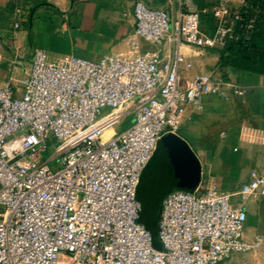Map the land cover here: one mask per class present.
Listing matches in <instances>:
<instances>
[{"label": "built area", "instance_id": "1", "mask_svg": "<svg viewBox=\"0 0 264 264\" xmlns=\"http://www.w3.org/2000/svg\"><path fill=\"white\" fill-rule=\"evenodd\" d=\"M193 1L179 0L172 18L136 0L128 51L91 61L35 48L22 93L11 79L0 86V264H217L260 246L243 234L248 197L264 196L257 169L236 202L215 185L167 192L160 248L139 221L137 186L158 140L203 96L245 92L208 71L180 82L195 56L223 46L236 23L248 30L255 21L244 20L247 0H216L209 36ZM240 138L264 147L260 130L243 127Z\"/></svg>", "mask_w": 264, "mask_h": 264}, {"label": "crops", "instance_id": "2", "mask_svg": "<svg viewBox=\"0 0 264 264\" xmlns=\"http://www.w3.org/2000/svg\"><path fill=\"white\" fill-rule=\"evenodd\" d=\"M135 1L0 0V86L11 79L15 95L22 93V81L35 48L46 50L51 59L71 54L91 61L128 51ZM143 1L166 8L172 18L179 10V0L176 4L173 0ZM141 47L154 48L145 42ZM217 58L215 55L214 64ZM204 71L195 56L193 66L183 71L180 82L184 84ZM224 72L226 78L222 79L240 85L244 94L232 95L229 100L203 96L195 109L187 110L176 134L187 142L200 163L195 189L203 191L215 185L231 193L236 202L237 192L250 172L264 171V147L240 138L243 127L264 133V74L234 68ZM246 211L244 237L251 240L259 236L261 244L255 250L260 249L264 256V196L248 197Z\"/></svg>", "mask_w": 264, "mask_h": 264}, {"label": "trees", "instance_id": "3", "mask_svg": "<svg viewBox=\"0 0 264 264\" xmlns=\"http://www.w3.org/2000/svg\"><path fill=\"white\" fill-rule=\"evenodd\" d=\"M195 1L200 3V28L203 33L212 36L216 29V21L213 14L210 10L206 9V6H204V0ZM247 4L248 6L245 8L243 14L244 20H248L251 16H255L252 28L246 30L244 25L241 28V24L243 23L238 22L235 25V34L232 38L226 39L221 47L211 48L216 51L218 57L216 65L220 69L222 78H226L224 72L226 68L264 74V0H247ZM172 189L188 190L183 186H165V183L162 180L157 185L156 189L152 190V196L154 199H151L147 203L137 192V198L141 203L139 221L151 233L152 243L156 248H160L157 235V224L161 209V200L165 194Z\"/></svg>", "mask_w": 264, "mask_h": 264}, {"label": "water", "instance_id": "4", "mask_svg": "<svg viewBox=\"0 0 264 264\" xmlns=\"http://www.w3.org/2000/svg\"><path fill=\"white\" fill-rule=\"evenodd\" d=\"M162 180L165 186H183L188 190H194L200 180V163L197 157L187 142L173 132L164 134L158 140L154 153L140 176L137 186L139 196L146 203L154 199L152 190Z\"/></svg>", "mask_w": 264, "mask_h": 264}, {"label": "rangeland", "instance_id": "5", "mask_svg": "<svg viewBox=\"0 0 264 264\" xmlns=\"http://www.w3.org/2000/svg\"><path fill=\"white\" fill-rule=\"evenodd\" d=\"M176 4V0H173ZM204 6H206L207 10H210L211 7L215 4L216 0H204ZM197 9L199 10L200 3L193 1ZM235 3V1L232 2V4ZM176 8V7H175ZM217 55L216 51L213 49L210 50H204L196 56V59L198 61V64L200 67H204L205 71L212 72L214 75L221 77V72L219 67H217L216 64L213 63L214 56ZM222 78V77H221ZM131 115H125L122 118L121 124L116 126L114 129L116 131L122 130L129 126L130 124ZM47 153H45L43 156H46ZM217 264H264V256L261 255L260 249L255 251H249L242 254H236L229 260H225L222 262H219Z\"/></svg>", "mask_w": 264, "mask_h": 264}]
</instances>
